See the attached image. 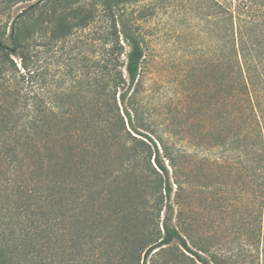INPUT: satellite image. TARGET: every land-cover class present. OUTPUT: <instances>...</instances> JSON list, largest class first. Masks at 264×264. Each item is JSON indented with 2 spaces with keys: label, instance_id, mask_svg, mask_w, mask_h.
Here are the masks:
<instances>
[{
  "label": "trees",
  "instance_id": "trees-1",
  "mask_svg": "<svg viewBox=\"0 0 264 264\" xmlns=\"http://www.w3.org/2000/svg\"><path fill=\"white\" fill-rule=\"evenodd\" d=\"M102 1L109 25L103 35L105 55L99 74L90 81L91 96L96 99L88 105L85 117L68 123L64 134L38 135L51 129L45 117L54 106H40L20 95L12 84L17 66L11 56H18L22 68L28 69L24 61L27 42L39 32V20L52 25L53 38H65L74 29L91 24L94 7L51 0L42 14H28L30 23L24 19L10 23V46L0 38V264H146L153 250L174 241L200 264H263L264 0H199L213 33L219 72L216 91L228 119L216 145L220 156L230 152L228 158L240 164L243 184L231 202L226 188L219 189L220 210L226 211L229 205L232 217L237 214L239 218L235 226L224 227L215 243H207L181 226L184 186L176 176L174 155L166 153L173 169L170 175L155 141L133 122L139 110L136 85L144 57L141 38L127 20L115 18L117 5L126 0ZM125 119L130 131L152 143V150L126 129ZM97 131L113 138L126 133L137 144L125 146L128 154L121 163H133L141 172L151 169L145 175L149 189L143 193L142 219L122 208L115 218H100L108 223L109 236L103 231L108 227L103 222L94 226L87 217L73 229L68 219L73 196L69 175L93 151L91 138L85 134ZM152 154L156 169L150 164ZM24 168L29 178L22 174ZM88 194H80L81 207ZM216 222L219 226L224 223L221 216Z\"/></svg>",
  "mask_w": 264,
  "mask_h": 264
},
{
  "label": "rangeland",
  "instance_id": "rangeland-1",
  "mask_svg": "<svg viewBox=\"0 0 264 264\" xmlns=\"http://www.w3.org/2000/svg\"><path fill=\"white\" fill-rule=\"evenodd\" d=\"M50 1L0 0L3 44L10 46L8 32L13 20L30 23L28 14H42ZM80 5L94 7L95 17L89 26L55 39L52 25L41 19L39 32L27 42L24 61L28 69L22 68L18 56H11L17 66L12 84L20 95L40 106H54L53 112L45 117L51 129L38 135L64 134L68 123L85 117L88 105L96 99L91 96L90 81L99 74V64L105 55L103 35L109 21L102 0H71L72 7ZM116 10L115 18H123L135 28L144 50L136 85L139 110L133 122L140 132L155 141L170 175L173 169L166 153L174 155L176 176L184 186L181 199L185 213L181 226L185 232L215 243L226 230L224 227L235 226L239 218L237 214L232 217L229 205L226 211L220 210L219 189L226 188L231 202L234 192L243 184L240 164L228 158L230 152L220 156L216 145L228 119L216 91L219 72L212 47L214 38L206 25L204 11L199 0H126ZM126 50L125 47L120 57L123 60ZM119 112L124 116L121 106ZM125 127L153 149L150 141L129 130L126 119ZM85 136L91 138L93 151L84 155L82 163H77L69 175L73 196L68 219L72 228H79L81 220L87 217L94 226L101 222L108 226L100 218H115L121 208L142 219L143 193L149 189L145 175L151 169L141 172L133 163H121L128 154L125 146L137 142L126 133L118 138L103 131L87 132ZM152 159L153 154L150 164L156 169ZM22 174L30 177L25 168ZM83 193H89V197L81 207L79 196ZM175 197L172 194L173 204ZM220 216L224 222L221 226L216 222ZM174 224L178 226L177 221ZM107 229L109 226L103 231L109 236ZM189 245L192 247L190 242ZM146 264L200 263L174 241L153 250Z\"/></svg>",
  "mask_w": 264,
  "mask_h": 264
}]
</instances>
